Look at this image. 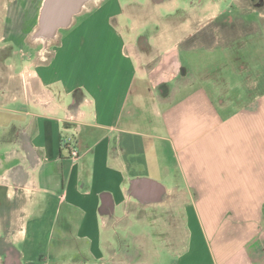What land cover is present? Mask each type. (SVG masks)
<instances>
[{
    "label": "crops",
    "instance_id": "0c3cea01",
    "mask_svg": "<svg viewBox=\"0 0 264 264\" xmlns=\"http://www.w3.org/2000/svg\"><path fill=\"white\" fill-rule=\"evenodd\" d=\"M45 1L24 33L30 0H0V229L25 247L16 263L35 264L29 223L48 219L59 251L97 264H264V0H91L39 36Z\"/></svg>",
    "mask_w": 264,
    "mask_h": 264
},
{
    "label": "rangeland",
    "instance_id": "374dc122",
    "mask_svg": "<svg viewBox=\"0 0 264 264\" xmlns=\"http://www.w3.org/2000/svg\"><path fill=\"white\" fill-rule=\"evenodd\" d=\"M34 0H30V13H29V21L26 26L23 27V32L26 33L30 30H32V27L34 26L36 20H37V14H38V3H32ZM20 4V2H19ZM22 4V3H21ZM15 6H12L11 9L8 11L10 15L12 16V19H15V16L17 14L16 9L14 10ZM34 10V11H33ZM10 16V17H11ZM24 16V15H23ZM18 17V15H17ZM41 40H34L30 41V45L34 46V51H37L42 45ZM30 46V50H32ZM240 43L234 44V49L229 52V57L225 60V63H232V66L237 69L240 68L241 63L239 62V56L242 57L243 62V53L248 52L249 46L247 49L245 47H241L240 49ZM195 55L198 57H204V59L211 61L213 63L214 58L221 56V50L216 49L214 52L210 53L207 49H199L197 51H194ZM183 57L188 58V52L186 49L183 51ZM38 55V54H37ZM233 57V59H232ZM31 58V57H30ZM38 57L35 59L37 60ZM20 61V65H21ZM229 70V66L226 65ZM222 67V66H221ZM217 67H209L208 69L214 70ZM215 71V70H214ZM230 82L232 88L228 90L229 94L231 95H245L248 94V92L243 89V87L240 85V80H242L243 76H238L233 74H229ZM30 79H32V76H30ZM240 85V86H239ZM245 97V96H244ZM170 162V160L168 159ZM20 180V178H19ZM16 203H19L20 205H30V195L27 192L21 193L18 198V201ZM28 221H30L28 219ZM27 221V223H28ZM33 224L29 223V232L30 237H33L36 235V243H30V255L35 257H38L37 259L33 260L35 264H97L96 260L94 259V255L92 251L89 249V247L84 249H78L76 247L70 248V249H63L59 251L57 239L59 237H62V235L57 231L56 233H50V227L48 226V219L45 221V225L43 228H40V231L36 233L32 227ZM137 230V229H135ZM152 231V230H151ZM34 232V233H33ZM156 235L153 234V237ZM31 241V240H30ZM130 242H132V237L130 236ZM75 246V245H73ZM18 250H23L25 247L21 244L17 246ZM49 248V249H48ZM76 248V249H75ZM51 249V250H50ZM16 248H11V244L9 243V240H7L4 231L0 229V264H11L14 262V264H24L22 261L21 263L17 260L19 259V253ZM8 253V254H7ZM10 257L11 263H7V257ZM42 256V257H41Z\"/></svg>",
    "mask_w": 264,
    "mask_h": 264
},
{
    "label": "water",
    "instance_id": "95a60500",
    "mask_svg": "<svg viewBox=\"0 0 264 264\" xmlns=\"http://www.w3.org/2000/svg\"><path fill=\"white\" fill-rule=\"evenodd\" d=\"M90 0H46L41 11L39 36H53L68 27L73 16Z\"/></svg>",
    "mask_w": 264,
    "mask_h": 264
},
{
    "label": "built area",
    "instance_id": "2783aa9c",
    "mask_svg": "<svg viewBox=\"0 0 264 264\" xmlns=\"http://www.w3.org/2000/svg\"><path fill=\"white\" fill-rule=\"evenodd\" d=\"M61 148L68 153V158L77 161L82 156L81 151L72 137L62 135L60 139Z\"/></svg>",
    "mask_w": 264,
    "mask_h": 264
},
{
    "label": "flooded vegetation",
    "instance_id": "af4514ba",
    "mask_svg": "<svg viewBox=\"0 0 264 264\" xmlns=\"http://www.w3.org/2000/svg\"><path fill=\"white\" fill-rule=\"evenodd\" d=\"M90 1H91V0H90ZM88 2H89V1H88ZM88 2H87V3H88ZM85 4H86V3H85ZM85 4H84V5H85Z\"/></svg>",
    "mask_w": 264,
    "mask_h": 264
}]
</instances>
